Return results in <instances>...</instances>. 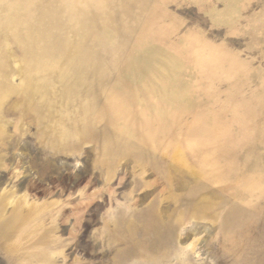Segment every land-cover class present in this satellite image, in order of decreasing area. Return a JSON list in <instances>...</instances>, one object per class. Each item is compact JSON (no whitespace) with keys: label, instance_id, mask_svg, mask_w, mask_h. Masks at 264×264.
I'll return each mask as SVG.
<instances>
[{"label":"rangeland","instance_id":"1","mask_svg":"<svg viewBox=\"0 0 264 264\" xmlns=\"http://www.w3.org/2000/svg\"><path fill=\"white\" fill-rule=\"evenodd\" d=\"M0 264H264V0H0Z\"/></svg>","mask_w":264,"mask_h":264}]
</instances>
